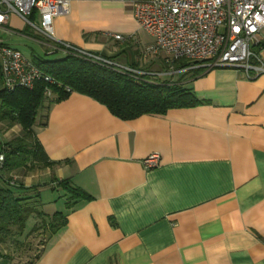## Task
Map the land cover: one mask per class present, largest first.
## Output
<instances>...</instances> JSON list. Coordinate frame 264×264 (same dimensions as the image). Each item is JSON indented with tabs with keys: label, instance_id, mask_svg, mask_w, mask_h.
<instances>
[{
	"label": "crops",
	"instance_id": "obj_1",
	"mask_svg": "<svg viewBox=\"0 0 264 264\" xmlns=\"http://www.w3.org/2000/svg\"><path fill=\"white\" fill-rule=\"evenodd\" d=\"M134 1L68 0V12L52 22L53 36L162 72L163 52L142 58L153 39L137 24ZM19 20L10 15L0 30L43 46L54 56L48 61L68 55L62 48L49 53L51 42L16 25ZM258 39L252 49L264 60V30ZM193 71L177 73L176 82L199 102L163 115L123 120L76 92L46 102L32 130L53 163H28L0 174V183L33 198L46 216H66L49 239L40 218L27 220L17 239L43 237L32 264H264V74L247 76L232 67L195 76ZM21 134L16 124L0 142ZM152 153L159 164L145 168L142 161ZM62 179L90 199L70 201L63 190H52L54 180ZM33 225L40 228L27 235ZM16 237L0 241V264H13L20 254Z\"/></svg>",
	"mask_w": 264,
	"mask_h": 264
},
{
	"label": "built area",
	"instance_id": "obj_2",
	"mask_svg": "<svg viewBox=\"0 0 264 264\" xmlns=\"http://www.w3.org/2000/svg\"><path fill=\"white\" fill-rule=\"evenodd\" d=\"M134 18L153 39L142 50L144 56L165 54L164 71H149L123 64L101 54L78 49L55 40L52 22L68 12V0H0V27L16 15L32 32L49 40V53L62 48L68 54L113 71L131 76L163 77L196 69L232 67L247 76L264 74V60L252 49L264 30V0H136ZM122 40L120 35H114ZM186 66L175 69L176 61ZM0 78L2 87L11 92L16 88L33 89L38 81L55 84L19 49L0 45ZM51 95L49 89L45 90ZM0 142V170L5 156ZM157 153L143 161L145 168L158 166Z\"/></svg>",
	"mask_w": 264,
	"mask_h": 264
},
{
	"label": "trees",
	"instance_id": "obj_3",
	"mask_svg": "<svg viewBox=\"0 0 264 264\" xmlns=\"http://www.w3.org/2000/svg\"><path fill=\"white\" fill-rule=\"evenodd\" d=\"M42 71L49 74L55 84L38 81L33 89L16 88L7 92L0 78V119H7L11 126L19 125L22 134L6 143H2L5 160L1 171L31 165L50 166L41 144L37 140L32 127L36 122L38 109L46 102L59 101L72 92L83 94L105 105L116 117L130 120L141 115H163L168 110L180 107H189L199 101L188 89L176 81L167 82L158 77L144 75L131 77L103 66L88 62L77 56L68 54L59 60H42L35 63ZM185 61H176L175 69L186 66ZM202 70L196 69L193 75ZM51 95L47 96L45 90ZM50 97V98H47ZM55 186L63 190L71 201L89 200L90 196L69 179L54 180ZM0 183V241L17 236L14 239L21 252H28L32 243L28 237L17 238L23 234L27 220L35 215L41 219V229L48 233L47 239L59 231L66 224V216L55 212L46 216L30 201L33 198H24L16 195L12 186ZM68 201L67 208L72 204ZM40 227L33 225L30 232L33 234ZM46 239V240H47ZM39 253L30 257L32 264Z\"/></svg>",
	"mask_w": 264,
	"mask_h": 264
},
{
	"label": "rangeland",
	"instance_id": "obj_4",
	"mask_svg": "<svg viewBox=\"0 0 264 264\" xmlns=\"http://www.w3.org/2000/svg\"><path fill=\"white\" fill-rule=\"evenodd\" d=\"M18 24L19 25L23 24V25H25V28L30 30V28L23 21H21V20L17 21L16 25H18ZM6 44H9L12 47L16 46L17 49H19L22 53H24L27 57H29L34 63L38 62V58H34L35 56H37L35 54H38L41 58H43L45 60H47L49 58H54V56H52L51 54H48L46 52V50L43 46H40V45L37 46L33 41H30L29 39H26L22 36L14 34V33H8V32H6V30L1 29L0 30V45H6ZM32 51H34L35 54ZM148 57L149 56L146 57L142 54V58L144 60H147ZM164 69H166V67ZM177 77H178V74L176 73L173 76L164 75L163 77H158V78L159 79L164 78V79H167L165 81L171 82L173 80L177 81ZM162 79H160V80H162ZM47 98H50V97H47ZM46 104L47 103H44L38 109V113L36 116V123L43 118V116L45 114ZM10 130H12V131L14 130V125L11 126L7 119H0V137H1V139H6L5 138L6 133L12 132ZM35 234L36 235H34L30 239V241L32 243L31 249L25 253L20 252V254L18 256H16L13 264H27V261L30 260V258L28 256L32 257L36 254V250H37L36 247L39 245V243H41V241L43 240V237L41 235L42 233L41 234L35 233Z\"/></svg>",
	"mask_w": 264,
	"mask_h": 264
}]
</instances>
